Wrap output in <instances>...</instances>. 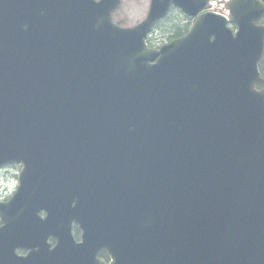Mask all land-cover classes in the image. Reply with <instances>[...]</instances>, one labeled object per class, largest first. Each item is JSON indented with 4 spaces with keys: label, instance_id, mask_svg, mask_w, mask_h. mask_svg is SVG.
Segmentation results:
<instances>
[{
    "label": "water",
    "instance_id": "obj_1",
    "mask_svg": "<svg viewBox=\"0 0 264 264\" xmlns=\"http://www.w3.org/2000/svg\"><path fill=\"white\" fill-rule=\"evenodd\" d=\"M119 2L0 0V168L23 163L0 264H264V3L232 0L236 36L205 13L152 50L172 5L207 0H152L132 28Z\"/></svg>",
    "mask_w": 264,
    "mask_h": 264
},
{
    "label": "rangeland",
    "instance_id": "obj_2",
    "mask_svg": "<svg viewBox=\"0 0 264 264\" xmlns=\"http://www.w3.org/2000/svg\"><path fill=\"white\" fill-rule=\"evenodd\" d=\"M145 10L147 5H145L142 2L135 1V0H124L123 4L121 5V10L117 14V18L121 19L125 22L126 25H132V23H135L142 19L140 17L141 10ZM172 21L173 19H169ZM169 22L165 23V25L162 26V29H158L156 32L159 33L161 31H164L167 28V25ZM19 172V169L17 166L9 167L7 168L1 176V193L2 194H8L16 187V173Z\"/></svg>",
    "mask_w": 264,
    "mask_h": 264
},
{
    "label": "flooded vegetation",
    "instance_id": "obj_3",
    "mask_svg": "<svg viewBox=\"0 0 264 264\" xmlns=\"http://www.w3.org/2000/svg\"><path fill=\"white\" fill-rule=\"evenodd\" d=\"M145 1H149V0H145ZM149 39H150V42L153 43L154 45H158V44H160V43L162 42V40H159V38H156L155 40H153V39L151 38V36H150ZM165 39H166V38H165ZM165 39H164V40H165ZM20 252H21V254H24V251H23V250L20 251ZM98 256L104 258V259L107 260V261L110 260V255H109L106 251H101V252L98 254Z\"/></svg>",
    "mask_w": 264,
    "mask_h": 264
},
{
    "label": "trees",
    "instance_id": "obj_4",
    "mask_svg": "<svg viewBox=\"0 0 264 264\" xmlns=\"http://www.w3.org/2000/svg\"><path fill=\"white\" fill-rule=\"evenodd\" d=\"M179 29H180V27H179ZM172 31H174V29Z\"/></svg>",
    "mask_w": 264,
    "mask_h": 264
}]
</instances>
